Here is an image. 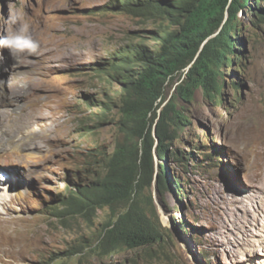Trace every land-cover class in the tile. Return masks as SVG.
Listing matches in <instances>:
<instances>
[{"label": "rangeland", "instance_id": "rangeland-1", "mask_svg": "<svg viewBox=\"0 0 264 264\" xmlns=\"http://www.w3.org/2000/svg\"><path fill=\"white\" fill-rule=\"evenodd\" d=\"M114 1L0 0V37L27 25L39 44L16 58L0 46V264H264V20L249 8L236 37L244 65L224 68V100L202 88L178 100L190 124L170 150L191 155L169 164L187 193L172 188L162 199L153 183L163 239L104 254L109 207L91 219L54 210L56 197L100 174L122 139L121 84L94 68L130 41L151 44L146 35L159 27L111 9ZM153 161L159 172L165 160L154 151Z\"/></svg>", "mask_w": 264, "mask_h": 264}, {"label": "trees", "instance_id": "trees-1", "mask_svg": "<svg viewBox=\"0 0 264 264\" xmlns=\"http://www.w3.org/2000/svg\"><path fill=\"white\" fill-rule=\"evenodd\" d=\"M263 1L111 2V9L152 18L159 27L146 35L153 40L151 44L141 39L130 41L94 68L98 76L121 84L115 94L120 96L118 123L122 139L102 162L100 174L89 184H76L67 196L56 197L58 205L53 207L59 217L81 215L87 219L98 209L109 207L110 218L103 226L99 245L102 253L150 247L163 239L154 211L153 183L162 199L172 188L178 195L187 193L181 180L172 177L169 164L172 156L181 161L191 155L185 150H170L180 130L190 124L178 100L192 101L199 88L214 102L224 100V68L232 66L237 73L244 65L243 38L236 39L241 31L240 12L249 8L264 20V7L259 8ZM177 81L180 83L167 100L169 89ZM233 83L239 89L238 82ZM99 106V110L106 107ZM102 116L99 111L95 118ZM154 151L165 160L159 172L154 168Z\"/></svg>", "mask_w": 264, "mask_h": 264}, {"label": "clouds", "instance_id": "clouds-1", "mask_svg": "<svg viewBox=\"0 0 264 264\" xmlns=\"http://www.w3.org/2000/svg\"><path fill=\"white\" fill-rule=\"evenodd\" d=\"M16 19V17H13L12 22L15 23ZM0 46L8 48L14 58L25 52L35 55L39 49L38 42L28 33L27 25L17 33L0 37Z\"/></svg>", "mask_w": 264, "mask_h": 264}, {"label": "bare ground", "instance_id": "bare-ground-1", "mask_svg": "<svg viewBox=\"0 0 264 264\" xmlns=\"http://www.w3.org/2000/svg\"><path fill=\"white\" fill-rule=\"evenodd\" d=\"M3 151V150H2ZM259 175V174H258Z\"/></svg>", "mask_w": 264, "mask_h": 264}]
</instances>
